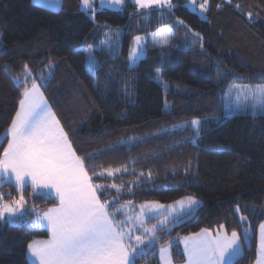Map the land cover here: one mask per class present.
<instances>
[{"label": "trees", "instance_id": "16d2710c", "mask_svg": "<svg viewBox=\"0 0 264 264\" xmlns=\"http://www.w3.org/2000/svg\"><path fill=\"white\" fill-rule=\"evenodd\" d=\"M185 1L84 11L80 0L59 10L0 0V134L39 84L108 210L117 205L105 191L136 203L196 197L195 214L157 244L223 226L243 247L231 264H254L264 221V0H208L207 19ZM142 33L145 55L131 66L130 42ZM0 196L22 197L24 216L0 220V264H29L28 243L49 235L40 216L58 201L14 183ZM157 254L132 264H158ZM171 258L185 261L179 246Z\"/></svg>", "mask_w": 264, "mask_h": 264}, {"label": "crops", "instance_id": "0c3cea01", "mask_svg": "<svg viewBox=\"0 0 264 264\" xmlns=\"http://www.w3.org/2000/svg\"><path fill=\"white\" fill-rule=\"evenodd\" d=\"M33 1L51 10H59L64 4V0ZM131 1L146 8L167 5L172 0ZM125 4L126 0H80L78 7L84 11L93 7L120 10ZM4 139L7 141L0 156V186L33 185L58 200L40 216L49 235L28 243L29 264H132L121 230L110 220L107 206L39 84L34 83L24 93L11 124L0 134V145ZM21 214L22 211L18 217ZM237 236L223 226L188 235L182 264H231L243 250ZM163 264L175 263L166 254ZM254 264H264V221L257 230Z\"/></svg>", "mask_w": 264, "mask_h": 264}, {"label": "rangeland", "instance_id": "374dc122", "mask_svg": "<svg viewBox=\"0 0 264 264\" xmlns=\"http://www.w3.org/2000/svg\"><path fill=\"white\" fill-rule=\"evenodd\" d=\"M185 4L189 10L197 13L201 19H207L209 6L208 0H186ZM64 6L65 5L63 4L62 8ZM95 9L97 8L93 7V10ZM186 34H188L189 40L193 41L192 44L198 40L188 27H183L182 36L186 37ZM179 35V37H181L180 31ZM146 41L147 33L135 35L131 39L128 52V59L131 66L137 64L140 58L145 55ZM197 121L194 123L197 124ZM81 163L83 162L81 161ZM30 186L34 188V192L40 193L42 195L43 188H39L33 185ZM105 194L107 195V205H117L108 210L109 217L110 220L113 221L114 227L117 226L121 230L122 236L125 239V243L128 247V252L133 258V262L135 257L146 253L153 247L158 250L157 259L160 264H163V261L166 260V254L167 257H170V260L172 261L171 250L173 246H179L185 255V239L188 235H174L164 242H161L159 244H157V242L161 239V231H169L175 225L180 224L188 217H191L193 214H195L201 204V201L198 198L193 196H186L173 203H160L156 201L136 203L130 200L121 202L119 200V194H111L109 191H105ZM22 200V197H18L15 200L2 201L0 196V220L4 221L6 219L8 220L9 218L16 220L17 218V220H14V222L16 224H21L23 222L22 218L24 216L21 215L18 217V214L22 211ZM151 219H153V222H148ZM237 238L241 241L239 235L237 236ZM248 238V235L245 236L247 242ZM205 243H210V241L205 240ZM163 251H166V253H164Z\"/></svg>", "mask_w": 264, "mask_h": 264}]
</instances>
